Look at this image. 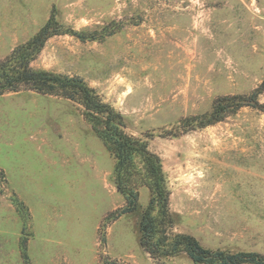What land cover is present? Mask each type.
Here are the masks:
<instances>
[{
  "label": "rangeland",
  "instance_id": "obj_1",
  "mask_svg": "<svg viewBox=\"0 0 264 264\" xmlns=\"http://www.w3.org/2000/svg\"><path fill=\"white\" fill-rule=\"evenodd\" d=\"M52 13L67 33L31 67L81 78L160 157L172 232L264 257V0H0V60ZM255 91L259 110L185 122ZM81 110L32 92L0 98V264H194L141 247L149 191L121 214L114 159Z\"/></svg>",
  "mask_w": 264,
  "mask_h": 264
},
{
  "label": "trees",
  "instance_id": "obj_2",
  "mask_svg": "<svg viewBox=\"0 0 264 264\" xmlns=\"http://www.w3.org/2000/svg\"><path fill=\"white\" fill-rule=\"evenodd\" d=\"M66 33L52 13L28 41L0 60V97L32 92L68 100L81 107L83 118L114 159V186L126 202L121 214L136 209L140 187L149 191V201L139 223V243L151 258L163 260L186 254L194 264H264V257L257 254L206 249L194 237L172 232L174 220L169 210L170 194L160 157L149 150L146 141L129 135L125 131L124 116L103 102L81 78L31 67V62L51 37ZM69 33L82 41L96 39L94 34L72 30ZM258 95L259 92L255 91L249 97L219 98L209 113L188 118L185 122L193 121L197 127H206L245 106L259 110L262 105L258 102ZM23 253L26 257L25 251Z\"/></svg>",
  "mask_w": 264,
  "mask_h": 264
},
{
  "label": "crops",
  "instance_id": "obj_3",
  "mask_svg": "<svg viewBox=\"0 0 264 264\" xmlns=\"http://www.w3.org/2000/svg\"><path fill=\"white\" fill-rule=\"evenodd\" d=\"M1 98V97H0Z\"/></svg>",
  "mask_w": 264,
  "mask_h": 264
}]
</instances>
